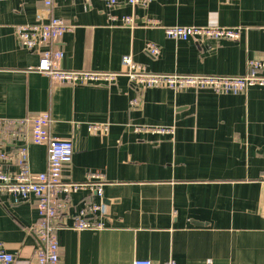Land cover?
Listing matches in <instances>:
<instances>
[{
	"label": "crops",
	"instance_id": "obj_1",
	"mask_svg": "<svg viewBox=\"0 0 264 264\" xmlns=\"http://www.w3.org/2000/svg\"><path fill=\"white\" fill-rule=\"evenodd\" d=\"M134 18V26L124 23ZM59 18L73 25L59 41L69 70L122 71L129 54L159 73L242 76L264 60V0H152L111 5L104 0H0V118L48 112L51 133L70 139L64 177L88 182L104 175L103 196H67L57 223L59 264H264V87L217 93L210 89L140 88L126 76L114 85H68L30 70L44 47L28 49L18 25ZM158 24L151 25L150 21ZM243 27L239 40L167 37L164 26ZM161 48L159 55L148 43ZM142 100L139 108L131 100ZM109 123L106 134L88 124ZM174 125L175 135L137 133L135 125ZM0 127V151L23 140ZM34 173L48 166L46 145L28 146ZM14 162L7 169L18 171ZM104 205L88 218L103 229H76L86 204ZM37 199L0 195V248L19 264L42 247L35 232Z\"/></svg>",
	"mask_w": 264,
	"mask_h": 264
},
{
	"label": "built area",
	"instance_id": "obj_2",
	"mask_svg": "<svg viewBox=\"0 0 264 264\" xmlns=\"http://www.w3.org/2000/svg\"><path fill=\"white\" fill-rule=\"evenodd\" d=\"M48 7L54 0H44ZM111 5L127 3L133 6L147 5L152 0H104ZM233 1V0H226ZM127 26H134L133 17H125ZM151 25L158 24L150 21ZM73 25L59 18H50L45 22L18 25L16 33L20 43L28 48L44 47L38 64L30 70L48 76L52 81L68 85L103 84L114 85L120 76H126L131 83L140 88H168L175 91L186 89H210L217 93L243 92L252 86L264 87V60H250L248 73L242 76L229 75H194L179 73L153 72L133 57L126 54L121 59L122 71L97 70H69L61 66L64 49L58 45L66 32L72 31ZM167 37L177 40L190 39H229L239 40L244 28L225 27L218 24L203 26H164ZM147 49L153 55H159L161 48L155 43H148ZM142 100L135 97L131 100V107L139 108ZM52 118L50 113L43 112L36 115H26L22 118H0V127L8 137L22 139L23 146L15 151H0V195H12L22 199L31 196L37 199L39 220L35 232L42 247L34 254L31 262L34 264H59L60 245L57 237V223L64 210L68 207L67 196L83 190H90L96 195L103 196L105 177L101 172H92L91 180L80 183L66 180L65 168L70 165L74 155L73 142L70 139L54 136L51 133ZM109 123L93 122L88 124V130L93 134H106ZM137 133H159L175 135L174 125H135ZM30 144L46 145L48 151V166L46 171L34 173L29 165L28 146ZM12 162L18 165L17 172H10L7 166ZM101 211L105 213L104 205L97 203L86 204L80 214L75 217L76 229H103V222L90 220V215ZM0 264H19L12 253L0 248ZM133 264H152L150 260L137 259ZM165 264H176L170 261Z\"/></svg>",
	"mask_w": 264,
	"mask_h": 264
},
{
	"label": "water",
	"instance_id": "obj_3",
	"mask_svg": "<svg viewBox=\"0 0 264 264\" xmlns=\"http://www.w3.org/2000/svg\"><path fill=\"white\" fill-rule=\"evenodd\" d=\"M132 85H134V86H136V87H138L136 84H134V83H132Z\"/></svg>",
	"mask_w": 264,
	"mask_h": 264
}]
</instances>
